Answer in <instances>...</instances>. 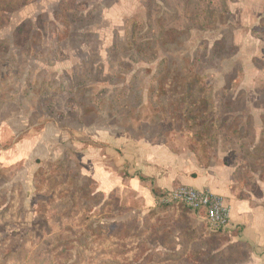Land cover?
<instances>
[{
  "label": "rangeland",
  "instance_id": "obj_1",
  "mask_svg": "<svg viewBox=\"0 0 264 264\" xmlns=\"http://www.w3.org/2000/svg\"><path fill=\"white\" fill-rule=\"evenodd\" d=\"M27 1L0 0V264L246 260L236 227L212 232L183 204L162 206L180 210L175 232L172 216L131 214L81 176L80 154L111 124L221 156L236 195L264 205V18L241 48L229 0H143L117 31L94 3L64 0L8 28Z\"/></svg>",
  "mask_w": 264,
  "mask_h": 264
},
{
  "label": "crops",
  "instance_id": "obj_2",
  "mask_svg": "<svg viewBox=\"0 0 264 264\" xmlns=\"http://www.w3.org/2000/svg\"><path fill=\"white\" fill-rule=\"evenodd\" d=\"M87 1L94 3L93 8H101V18L112 31L122 30L127 19L136 15L135 9L143 3V0H110L108 4L104 0ZM62 2L64 0H29L8 13L7 27L51 13ZM228 10L240 48L248 39L255 41L258 38L255 29L264 18V0H229ZM250 51L246 49L240 54ZM131 131L114 128L111 124L94 128L92 144L80 154L81 176L94 181L103 195L117 193L121 199L132 203L131 214L140 213L142 220L145 216H156L158 220L161 218L159 221L172 216L174 232V224L181 223L180 210L163 208L159 201L161 195L180 184L210 190L223 198L233 227H238L239 231L232 235V243H241L248 254L239 264H264V205L236 195L232 165L221 156L206 163L189 146L180 147Z\"/></svg>",
  "mask_w": 264,
  "mask_h": 264
},
{
  "label": "built area",
  "instance_id": "obj_3",
  "mask_svg": "<svg viewBox=\"0 0 264 264\" xmlns=\"http://www.w3.org/2000/svg\"><path fill=\"white\" fill-rule=\"evenodd\" d=\"M159 201L165 205L181 203L192 210L203 212L212 232L218 233L233 228L228 206L221 196L210 190L180 184L163 193Z\"/></svg>",
  "mask_w": 264,
  "mask_h": 264
},
{
  "label": "trees",
  "instance_id": "obj_4",
  "mask_svg": "<svg viewBox=\"0 0 264 264\" xmlns=\"http://www.w3.org/2000/svg\"><path fill=\"white\" fill-rule=\"evenodd\" d=\"M255 32H256V29H255ZM257 33V32H256ZM169 87H173V92H172V98H175L176 96H178V94H177V89L179 88L178 86H179V83L177 82V80L174 78V77H172V78H169ZM176 89V90H175ZM179 95H180V93H179ZM194 151V150H193ZM195 152V151H194ZM204 162H206L205 161V159H204ZM207 163V162H206ZM86 179H89L88 177H86ZM176 205H179V204H181V203H175ZM171 205H173V204H171ZM184 205V204H183ZM186 206V205H185ZM189 208V207H188ZM192 210V209H191ZM194 212H197V213H202V214H204L203 212H201V211H195V210H193ZM239 230H238V227H236L235 229H234V232L236 233V232H238ZM223 231H220V232H218V233H222Z\"/></svg>",
  "mask_w": 264,
  "mask_h": 264
}]
</instances>
